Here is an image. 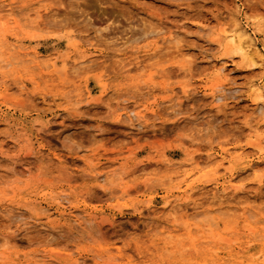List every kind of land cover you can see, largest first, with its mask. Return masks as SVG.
<instances>
[{
    "label": "rangeland",
    "instance_id": "obj_1",
    "mask_svg": "<svg viewBox=\"0 0 264 264\" xmlns=\"http://www.w3.org/2000/svg\"><path fill=\"white\" fill-rule=\"evenodd\" d=\"M0 26V263L264 262V0H0Z\"/></svg>",
    "mask_w": 264,
    "mask_h": 264
},
{
    "label": "bare ground",
    "instance_id": "obj_2",
    "mask_svg": "<svg viewBox=\"0 0 264 264\" xmlns=\"http://www.w3.org/2000/svg\"><path fill=\"white\" fill-rule=\"evenodd\" d=\"M1 29V26H0V32H1V35H0V46H1V44H2V46H5L6 45V37H5V30H2ZM153 31V30H152ZM151 32V31H150ZM241 32V31H240ZM148 33V32H147ZM242 34H243V36L246 34L245 32H241ZM145 34V33H144ZM170 36V34L168 35V37H166V40L167 41H171L173 38H171V36ZM240 37V36H239ZM238 37V38H239ZM246 37V36H245ZM244 37V39H242V41H240V46L235 50L236 52H238V53H240V54H244L247 50H249L250 52H253L254 54H256L257 55V53H259L257 50H256V46L254 45V42L252 41V39L248 36V34H247V38H245ZM3 38V39H2ZM27 39V38H26ZM174 40V39H173ZM239 40V39H238ZM16 41V40H15ZM17 42V41H16ZM159 51H160V49H159ZM259 57H261V55L259 54L258 55ZM2 58V57H1ZM49 64H51V65H54L53 63L54 62H48ZM57 63V62H56ZM81 64V63H80ZM82 64H84V63H82ZM76 65H78V64H76ZM74 68V67H73ZM57 69V68H56ZM60 69V68H59ZM58 70V69H57ZM78 70V69H77ZM64 71H66V70H63V72ZM59 72V71H58ZM67 72V71H66ZM69 72V71H68ZM60 73V72H59ZM65 73V72H64ZM69 74H72V73H69ZM60 76H61V74H60ZM45 78V77H44ZM53 78V77H52ZM59 78V77H58ZM59 79H61V77L59 78ZM42 81V80H41ZM35 82V81H34ZM32 83H33V81H32ZM36 83V82H35ZM48 86V85H47ZM42 87V86H41ZM34 88V87H33ZM32 88V89H33ZM55 88V87H54ZM56 89V88H55ZM34 90V89H33ZM38 90V89H37ZM81 93V92H80ZM79 96V95H78ZM81 96H83V95H81ZM223 98H224V95H218V96H216V101L217 102H220V101H222L223 100ZM262 108L260 107V108H258V110H261ZM130 114H132V113H130ZM131 118H136V115L135 114H132V117ZM136 170H138L137 168H136ZM140 170V169H139ZM102 178V177H101ZM234 178V177H233ZM235 179V178H234ZM231 181H229V183H230ZM106 183V182H105ZM104 183V184H105ZM103 184V185H104ZM105 185H107V183L105 184ZM110 186H111V184H110ZM109 186V187H110ZM127 187V186H126ZM234 188V187H233ZM134 189V188H133ZM95 190H97V189H95ZM91 191V190H90ZM92 191H94L93 189H92ZM96 192V191H95ZM98 192V191H97ZM100 192V191H99ZM88 193V192H87ZM99 194V193H98ZM107 194H110L109 192L107 193ZM66 199V198H65ZM84 199H86V198H84ZM87 200V199H86ZM90 200V199H89ZM88 200V201H89ZM93 200V199H92ZM91 201V200H90ZM62 203V202H61ZM75 204V203H74ZM125 204V203H124ZM168 204V203H167ZM75 206V205H74ZM11 211V210H10ZM127 211V210H126ZM14 212V211H13ZM12 212V213H13ZM15 212L17 213H19V211H16L15 210ZM14 212V213H15ZM22 215L23 214H25V213H21ZM27 215V214H26ZM17 216H21L20 214L19 215H17ZM24 216V215H23ZM22 218V217H21ZM20 219V218H19ZM206 219H208V218H206ZM205 219V220H206ZM114 221V220H113ZM209 221H211L210 219H209ZM204 222H206V221H204ZM114 223V222H113ZM207 223V222H206ZM211 226H213V225H211ZM209 227H206V230L208 229ZM95 229V228H94ZM203 229H205V228H203ZM210 229V228H209ZM86 230V229H85ZM205 230V231H206ZM223 230V229H222ZM225 230V229H224ZM228 230V228L226 229V231ZM96 231V230H95ZM204 231V232H205ZM111 235L113 234V233H110ZM107 235V234H106ZM113 236H114V234H113ZM92 237V236H91ZM103 237V236H102ZM101 237V238H102ZM107 237V236H106ZM216 237V236H215ZM218 238H217V241H220L222 238H219L220 236L218 235L217 236ZM133 238V237H132ZM104 239V238H103ZM102 239V240H103ZM107 239H111V237L109 238V236H108V238ZM161 239V238H160ZM163 239V238H162ZM166 239V238H165ZM215 239V238H214ZM219 239V240H218ZM223 239H225V238H223ZM39 240V239H38ZM101 240V241H102ZM140 240V239H139ZM216 240V239H215ZM227 242H228V239H225ZM224 240V241H225ZM40 241V240H39ZM49 241V240H48ZM192 241V240H191ZM53 242V241H52ZM105 242V241H104ZM165 242V241H164ZM146 243V242H145ZM144 243V244H145ZM125 244V243H124ZM124 244H123V246H124ZM189 244V243H188ZM190 244H192V243H190ZM189 244V245H190ZM189 245H187V247L189 246ZM175 247V246H174ZM180 249V248H179ZM188 249V248H187ZM190 249H193V247L192 248H190ZM133 250L135 251V252H137V254H139V255H142V257L143 258H145L146 256H147V254H148V252L150 251V249L149 248H147V247H142L141 245H138V244H134V246H133ZM126 251V250H125ZM152 251V250H151ZM163 251V250H162ZM182 251V250H181ZM118 252H120L119 250H118ZM165 252V251H164ZM170 252V251H169ZM260 252H262L263 254H264V249L263 250H261ZM258 253V252H257ZM158 257V256H157ZM104 258V257H103ZM162 259H163V257H162ZM84 263H85V261H84ZM0 264H5V263H0ZM208 264H209V262H208ZM243 264V263H242ZM244 264H257V263H255V262H252V261H247L246 263H244ZM262 264H264V262L262 263Z\"/></svg>",
    "mask_w": 264,
    "mask_h": 264
}]
</instances>
